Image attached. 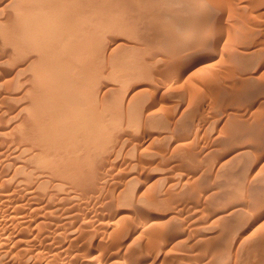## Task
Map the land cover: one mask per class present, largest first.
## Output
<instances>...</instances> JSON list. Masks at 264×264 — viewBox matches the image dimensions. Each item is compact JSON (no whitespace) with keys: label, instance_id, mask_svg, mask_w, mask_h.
Listing matches in <instances>:
<instances>
[{"label":"rangeland","instance_id":"1","mask_svg":"<svg viewBox=\"0 0 264 264\" xmlns=\"http://www.w3.org/2000/svg\"><path fill=\"white\" fill-rule=\"evenodd\" d=\"M7 1L9 2L11 0H0V4H1L0 5L1 6L0 12L1 11L3 12V13H0V18H1L0 20H2V21H0V24H3L2 25L3 27H0V28L5 29V31H8V29H10L9 31H11L12 28L14 27V25L12 26V24H14V23L8 25L7 22L15 21L12 16L16 17L14 12H16L18 9L16 8V6L12 5V4H15V2L12 3V1H16V0H12L11 3H9V6H7V4L5 5V3H8ZM106 1L105 0H100V1L99 0H95V1H93V4H94L93 8L94 9L97 8L98 12L104 10L103 12H106V13L110 12V14H111V15L110 14L102 15V16H104V18H106V16L107 17L110 16L111 23H110L109 20L107 22L105 21L107 18L105 20H101L102 18H100L99 19V23L102 24V23L106 22L107 24L106 23H104V25L97 24L98 26L101 25L102 27L103 26L105 27V24H106L107 29H105V30H107V33L105 31L103 33L97 34V31H95L96 32L95 36L97 35L95 37V39L96 38L98 39L97 41H95L96 42L95 45H97L98 41H101V38H102L103 43L106 44L105 46H104V44H102L100 50L95 49V55L96 56L99 55V54L96 53V51H97L100 54L102 53V55L104 57L103 58L102 55H100V57H102L101 60L99 59L100 57H98V59H95V60L101 61V63L100 62L97 63L95 61L96 68H98V69L100 68L98 65H100L102 67L99 70L97 69L98 70L97 73H96L97 75L95 74V78H96L95 79V85L98 84V85L95 86V89L99 88V90H100L99 91L98 89H96V91H98V92L95 93V94H97L96 95L97 97H95V98H97V100H98V102H97V100H95V102H97L96 106H100V107L95 108L96 109L95 111L99 112V114L100 113L105 114L106 112H108L103 117L112 118L113 120H110V119L108 120V118L107 119L102 118L103 122H105V120H108L105 123H107V122L109 123V121H110V123L113 124V122H115L117 119L119 120L120 123H118V121H116V123L119 124V125L118 126L116 125L117 127L111 128L112 130L110 132V139H113L114 137L119 136V133L124 134L125 138H124L123 135H121V137H118L121 140H119L118 138L117 139L114 138L117 141L116 140H114V142L112 141L110 147L111 148L115 147L116 149L115 148L114 149H108V151H106L104 153V156H103V157L107 158L110 155L108 160L106 159L108 162H112V161L114 162V160L116 159L115 161H117V164H116V162H114V167H116V168L113 167V169H114L113 171H118L119 173L121 171L122 175L116 173L115 176L118 174L117 177H112V178H109V179H108L107 176L104 177L103 175H105V174H104L103 171H106L107 168H109L107 165H105V167H103V170H101V172H103V175H102L103 179L101 178L100 181H99V179L97 180L99 182V183L97 182V186L99 184V187L101 186L100 188H102V189L104 188L103 189L104 193H106V192L108 193V188L105 190V188L107 187L108 184H109L108 187L111 186L110 189L112 188L111 190L115 191V192H113V195L116 193V195L113 196L114 198L111 197L112 194H110L111 196H109L114 201V205L111 206L112 207L111 209L115 210V211H111L110 212V210H111L110 207H108L109 209H106L107 208L106 205L108 203H112L113 202L109 197H107L106 199H103V201H106L109 198V200H111V202L108 201L107 204L105 202L101 203V204H103L105 206L104 207L102 205L104 207V209L101 208L102 206L101 207L97 206L98 203L95 204L98 207V208L97 207L94 208L96 211L94 209H92V210H94L93 213L97 214L95 217H98V218L101 219V220L100 219L98 220V218H95V221L98 220V221H101L100 223L105 222V223H108V224L112 223V221H114L113 222L114 224H112V225L109 224V225H111V229H112V227H114L115 230L118 227H122V225L125 224L124 225L125 227L121 228L122 229L121 230L122 232L120 231L121 236L119 234V236H116V237L117 238L119 237L118 240H119V242L121 244L126 243L129 246V245H131L133 243V246L131 245L129 247H125L123 250H122V248L119 249V252L122 254V259L119 260V261H121V264H123V261L127 258V255L130 253L129 251L131 249L135 250V247L136 248H138V247L139 248H141V247L142 248H146V246L147 247L151 246L153 249H151V250L147 249V251H149L150 253L147 252V251H143L142 252V254H141L142 256H147L148 255V257L145 258V262H146L145 264H149V263H152V264H166V263L167 264H177V262L179 264L180 263H182V264H196L197 261H191V260H195V259H193L194 256L199 252V250H201V248L203 246H205V245H203V244H205V242L207 243L206 246H209L210 244H213L215 240L218 239L217 236H215L216 233H217V235H219V236H221L223 238L225 237L226 240H228L229 244L232 245V247L230 249L231 250L233 249L232 250L233 253L235 252L234 253L235 257H234V259L231 260L232 262L230 264H233V263L234 264H236V263L237 264H253V259L256 256L255 252L260 251V250H264V237H263L264 236V232H263V230H264V228H263L264 227V210H262V209H264V201H263L264 200V179H263L264 178V173H263L264 172V164H262V163H264V150H263L264 149V142H263L264 141V132H263L264 129L261 130V128H263V126H264V0H175V1L174 0H170V1H168V0H165V1H163V0H156V1L152 0L154 2H152L150 0H133V2H132V0H124L123 2H122V0H120L121 2L119 0H110V1L106 0ZM111 1H113L114 3H110ZM142 1H143V3H142ZM190 1H194L195 3H197L199 5L201 4V6H200L201 8H199V9L190 8V6H189L190 5ZM83 2H85V3L87 2V5H89L87 0H85V1L83 0ZM95 2H98V3L100 2V3H103V4L106 2L108 5L105 3V6H104V5L100 4V3L98 4V3H95ZM218 2H219V4H218ZM121 3H123V4H121ZM131 3L132 4L134 3L133 4L134 6L130 5ZM140 3H141V5H140ZM149 3L151 5V7H149L150 6ZM157 3H158L159 7L156 5ZM174 3H176V6H175ZM178 3H179V5H178ZM3 4L6 6L5 9L3 8V6H4ZM10 4L12 5V7H11ZM96 4L99 7H95ZM109 4L112 7H110ZM113 4H118V5H113ZM128 4L130 6H128ZM145 4H147L146 6H148L146 9L144 8V7H146ZM152 4H154V5L152 6ZM215 5H218V8L216 7V9H215L214 8ZM107 6H108V8L105 9V7H107ZM141 6H144L143 9H141ZM102 7H103V9H100ZM109 8H111V9H109ZM113 8L115 10H113ZM148 8H149V10H147ZM7 9H10V10L12 9L13 12L11 10V13H13L14 15H10L11 14L10 10H7ZM121 9H126V10H128V12L126 14H124V11H121ZM129 9L131 11H133V12H130ZM139 9H141L140 12H138ZM173 9H176V10H173ZM166 10H167V12H166ZM195 10H198V11H195ZM111 11L112 12L114 11V12L112 13ZM120 11L122 12L123 15L120 14L121 13ZM159 11H161V12H159ZM164 11H165V13H164ZM176 11H178V13H176ZM136 12L141 13V14H136V15H142V14L145 15V17L144 16H141V17L139 16V18H140L139 22L136 21V17H135L136 16L135 15ZM179 12H181V13H179ZM155 13L156 14L160 13V15L159 14L156 15ZM117 14H120L119 15V17H121L120 19H119ZM131 14H133L132 15L133 17L131 16ZM148 14H149V16H148ZM164 14H165V16H164ZM168 14H170V16ZM125 15H127V16H125ZM7 16H9L12 19L8 18ZM115 16L118 17V18H116ZM150 16H151V18H150ZM167 16H168V18H167ZM215 16H216V18H215ZM127 17L131 19L128 22H131V21L134 22V20H135V25H136V22H137L138 23L137 25L139 26V28H137V32H132V34H130V36H127L128 33H125L124 32L125 30L123 32H120L122 30L117 31V28H118L117 26H119L118 24H120V23H117V22L118 21L124 22V21H126L125 18H127ZM6 18H8V19L4 20ZM128 18H127V20H129ZM145 18H147V19H145ZM148 18H150V19H148ZM159 18L163 22V24H162L161 21L158 20ZM121 20H123V21H121ZM137 20H138V17H137ZM141 20H143V21H141ZM3 21H5V22L7 21L6 22L7 24L5 22L3 23ZM100 21H102V22H100ZM113 21L114 22L117 21V22L114 23ZM128 22H126V23H128ZM126 23L124 22V24H126ZM140 23H141V25H140ZM164 23H166V24H164ZM114 24L116 25L117 28L113 27ZM121 24H123V23H121ZM131 24H132V22H131ZM144 24H146V25H144ZM6 25L8 26L7 29L5 28ZM89 25H91V24H87V25H85V27H88ZM110 25H112V28H111ZM158 25H161V26H158ZM15 27H16V25H15ZM168 27H171L170 29H172V28L173 29L172 30H169V29H165L164 30L165 32H163V33L165 34L166 37L164 36V34L163 35H162V33L160 34V32L162 31L161 30L162 28H168ZM98 28H100V27H98ZM147 28H148V30H147ZM3 29H2V31H4ZM109 29H111L112 33H110ZM183 29H184V31L181 33L180 31H182ZM97 30H99V29H97ZM154 30L158 33V34L156 33L157 35L155 34ZM158 30H159V32H158ZM228 30H229V32H228ZM114 32H115V34H114ZM140 32H142V33H140ZM143 32H144V34H143ZM147 32H149V33H147ZM184 32H186V33H184ZM224 32H228L230 35H227V33H224ZM231 32H232V34H231ZM176 33L177 34L179 33V34L176 35ZM180 33H181V35H180ZM103 34H105V35H103ZM119 34H121L122 36L119 35ZM184 34H185V36H184ZM110 35L111 36L115 35V36L110 37ZM142 35H146V36L148 35V36H151V37H146V36L141 37ZM155 35L158 36V37L155 38ZM160 35H162V36H160ZM173 35H175V38H177L176 39L177 41L175 40ZM104 36H105V38H104ZM133 36H135V37H133ZM186 36H188V37L186 38ZM1 37H3V38H1ZM138 37H140V38H138ZM196 37H198V38H196ZM225 37L227 38L226 39L227 41H225V43H224L223 41L225 40ZM235 37H237V38H235ZM0 38L1 39H5L4 41L0 39L1 41H3V43H1L2 46L0 45V55H2V57L5 58L6 61L8 60L7 62L10 61V63H11L12 56H11V58H9L11 60H9L7 58L9 57L10 53L12 55H14V54L17 55V51H15L16 48H13L14 45H12V43H13L12 42L11 45H9L7 47V48L12 47L11 48V49H13L12 52H11L10 48H9V51H7L6 46H4L5 43H6V45L9 44V43L6 42L7 41L6 40L7 37L5 38L4 36H0ZM132 38H134V39L132 40ZM151 38H152V41H155V42L150 41ZM214 38H216L215 45L213 44V46H210V45L209 46H207V45L204 46L202 44L204 41L208 42V41H210V40H212ZM154 39H156V40H154ZM235 39H236L237 42H235ZM129 40H130V42H129ZM162 40H164L165 42L164 41L162 42ZM168 40H170V41H168ZM200 40H201V42H200ZM9 41H11V39H9ZM117 41H118V43H120V42L127 43V44L130 43V45L134 47V48H131L132 51L128 50V51L131 52L130 55L129 54L128 55L124 54L125 55L124 56L123 54H121L120 56L123 55L124 57L122 56V58L120 57L119 59L114 57L116 53L112 54L111 53V51H112L111 48H113L112 46L116 45ZM142 41L143 42L145 41V43H143ZM175 41H176V43H175ZM179 41H180L181 44L179 43ZM148 42H150V43H148ZM84 43H86V41ZM99 43L101 44V42H99ZM137 43H139V44H137ZM152 43H155V45L152 44ZM158 43H159V46H158ZM163 43H166V44H163ZM143 44L144 45L146 44L147 46L146 45L144 46ZM135 45H137L138 47L135 46ZM163 45L165 46V48H164ZM170 45H171V49L167 48V46L170 47ZM187 45H188V47H187ZM231 45H233V46H231ZM140 46H142L143 48H141ZM190 46L195 47V48H192ZM197 46H199V47H197ZM3 47H5V51H7L8 54H6L7 52H3L4 51ZM98 47H100V46H98ZM98 47L95 46V48H98ZM158 47H160V48H158ZM230 47H232V49ZM187 48H190V49L187 50ZM150 50H152V51H150ZM14 51L16 53H13ZM99 51H101V52H99ZM145 51L147 53H145ZM165 51H167V53ZM199 51H200L201 54H199ZM241 51L242 52H246V53L241 54L242 53ZM1 52L4 53L6 56L8 55L7 58ZM153 52H154V54H153ZM174 52H176V53H174ZM234 52H236V54ZM171 53H173V54H171ZM184 53H186V54H184ZM187 53H188V55H187ZM192 53H194V54H192ZM119 54L120 53L118 52V55ZM181 54H183V55H181ZM111 55H112V57H111ZM146 55H148V57ZM152 55H155V56H152ZM108 56L110 58H108ZM126 56L127 57L130 56V58L127 59ZM237 56H238V59H237ZM240 56H241V58H239ZM244 57H245V59H244ZM3 58L0 61H2ZM107 58L111 61V63L113 65L109 64V66H107L108 65L107 62L110 63V61ZM134 58H136V59H134ZM242 58H243V61H242ZM116 59L118 61L121 59L120 61H122V62L120 63V61H119V63H117L118 61ZM122 59H124V60H122ZM139 59H141V61ZM150 59H151V62H150ZM5 60L3 61L4 65H1L3 62H1V64H0V71L3 70V71L0 72V82H2V83H0V95L3 96V97L0 96V98H2L0 100H3L5 95H8L9 97L5 100V102L4 101L0 102V113L3 110H6V108H9V106H11V105H12L11 107L15 108V107L21 106L20 104L26 103V101H23L22 103H19L18 105L15 104L14 102H16V101L14 99H16L17 96L16 97H14V96L17 95V94H20L21 92H24L27 89H29L28 87L31 88V86L28 85L27 84L28 82L26 83L25 80H28L29 77L31 78L33 76V73H31L32 76H29V77L26 76L27 77L26 78L24 76L28 75L30 73H26V74L25 73L19 74L20 72L18 74L14 73L15 72L14 68H16L15 66H13V68L11 69L12 72H13L12 75L14 74V76L9 75V73H5L6 71L10 70V68H9L8 70L5 71V69L10 67L9 64H8L9 66L7 67V65L5 64L7 62ZM127 60H129V61H127ZM143 60H144V62H143ZM163 61L166 62V63H164ZM125 62H127V63H125ZM167 62H168V64H167ZM114 63H116V64H114ZM122 63H123L124 66H126V68L122 67L123 66ZM158 64H160V65H158ZM169 64H170V66H169ZM148 65H151V66H148ZM103 66H105V67H103ZM114 66L116 68H114ZM118 66H120V67L118 68ZM131 66L132 67L134 66L135 68L134 67L132 68ZM159 66H161V67H159ZM173 66H175L174 70L172 71L171 74H168V71L170 69H172ZM226 66H227V68H233V69H227ZM136 67H137V69H136ZM237 67H238V69H237ZM2 68H4V69H2ZM153 68L156 69V70H154ZM120 69H122L121 72L119 71ZM11 70L9 72H11ZM107 70L108 71L110 70L109 72H111L113 74L107 72ZM116 72L119 73L120 76L122 75V77L117 76L118 74H116ZM143 72H144L145 75H143ZM230 72L234 73V75H232V73H230ZM153 73H155V74H153ZM180 73H182V74H180ZM19 75H23L24 79H22L21 76H19ZM130 75H133V76H130ZM175 75H177V76L175 77ZM8 76L10 78L11 77H16L15 79L11 78V80H13V82H14L13 84L11 83V80H10V78ZM17 76H19V77L17 78ZM114 76H117L119 78H114ZM135 76H137V77H135ZM238 76H239V78H238ZM206 77H209L208 78V82L205 79ZM33 78H35V77H33ZM107 78H109L108 79L109 82L107 81ZM136 78H138V79L136 80ZM140 78H142V79H140ZM215 78H217V79L215 80ZM4 79L7 80V81L10 80V82L8 81L7 83H5L6 81ZM17 79H18V82H20L21 80H24V82H23L24 85H23V83L21 81L20 82L21 85H19V87H21L23 85V86H25V88L21 87L20 90H18L17 88H14V89H16V91L18 90L16 92L14 89L11 90L12 87H10L9 83H11V85L13 87H16V85L19 84L16 81ZM115 79L118 80V82L114 81ZM132 79H134V80H132ZM119 80H122V81H119ZM212 80H214V82ZM217 80H221V81H217ZM238 80H240V81H238ZM250 80H252V81H250ZM125 81H127L126 83H128V84H126ZM204 81H206V82H204ZM234 81H236V82H234ZM249 81H250V84H249ZM15 82H17V84H15ZM97 82H99V83H97ZM101 82H102V84H101ZM25 83L28 85L27 89H26L27 85ZM153 83H155V84L153 85ZM218 83L222 84V85H219ZM236 83H238V84H236ZM2 84H3V86H2ZM6 84L9 85V88H10L9 90H11L12 92L14 91L13 95L11 94L12 93L11 91H10L11 93L10 92L7 93V91L4 92V90H6L4 88L7 87ZM29 84H32V82L31 83L29 82ZM246 85H248V86L251 85L252 87L251 86L247 87ZM121 86H123L125 90L122 89ZM223 86H225V87L228 86V87H226L227 88L226 89ZM208 87H210V88H208ZM232 87H233V90H232ZM105 88H107V89H105ZM215 88L216 89L220 88V89L216 90ZM222 88L225 89V90H223L225 93H222L223 92V91H221ZM152 89H155V90L152 91ZM21 90H23V91H21ZM119 91H121V92H119ZM142 91H145V92H142ZM207 91H209V92H207ZM216 91H218L219 93L216 92ZM2 92H4V93H2ZM18 92H20V93H18ZM109 92H114L115 95H112L113 93H111V97H110V93ZM210 92L214 93L213 95L216 94V96H213L212 93H211V96H210V94H209ZM239 92H241V93H239ZM116 93L117 94L119 93L120 95L123 94L122 95L123 98H122V96H118ZM135 93H137L138 95H135ZM124 94H125V96H124ZM217 94H219V95H217ZM226 94H228V95H226ZM237 94H238V96L240 98L237 96ZM132 95H134L136 97H133ZM140 95L143 98H140L141 97ZM220 95H221V97H219ZM256 95H257V97H256ZM114 96H118V97L115 98ZM137 96H139L140 99L137 98ZM224 96H226V97H224ZM232 96H233L234 99H232ZM234 96H236V97H234ZM12 97H14V98H12ZM243 97L246 98V99H242ZM9 98L11 99L10 100L11 102L9 101V103L13 102L11 105L10 104L7 105L8 102H6V101H8ZM101 98H102V100H101ZM105 98H106V100H105ZM222 98H224V99H222ZM248 98H249V100H248ZM111 99H114V100H111ZM235 99H237V100H235ZM251 99H254V100H251ZM16 100H18V99H16ZM25 100H26V98H25ZM27 100L29 101V99H27ZM108 100H111V101H108ZM217 100H219V101H217ZM238 100L239 101L244 100V101L243 102H239ZM246 100H248V101H246ZM18 101H21V100H18ZM115 101H117L119 103H115L114 104ZM139 101H142L143 103L139 102ZM228 101H230V102L233 101V102L227 103ZM112 102H113V104H112ZM101 104H103V106ZM109 104H110V106H108ZM111 104H112V106L113 105L114 106L112 107ZM117 104H118L117 107H119L122 104L121 105V107H122L121 108V112H120L119 108H115ZM15 105H17V106H15ZM128 105L131 106V107H128ZM136 105H139V106H136ZM160 105L162 107H160ZM225 105H227L228 107L225 106ZM140 106H141L142 110L141 109L139 110ZM219 106H221V108ZM101 107H103V108H101ZM106 107H111L112 110L109 111V109H107ZM163 107H164V109H163ZM3 108H5V109H3ZM98 108H99L100 111H102V109H103V111L102 112L98 111ZM105 108H106V110H105ZM136 108H137V110H136ZM157 108L162 109V111L161 110L159 111L160 114H159L158 111H156V110H159ZM115 109L118 110V111H115ZM152 109H155V110L153 111ZM181 110H183V111H181ZM229 110L231 112L233 111V113H231ZM104 111H106V112H104ZM113 111L115 113L118 112L117 114H119V115L114 114ZM122 111H123V113H122ZM133 111L136 112V113H134ZM164 111H166V112H164ZM145 112L146 113L149 112L150 114H148V113H147L148 115L144 114ZM24 113H25V114H23L24 117H29L28 116V112H24ZM110 113H112V115H114V116L111 115L112 117H109ZM120 113H122V114H120ZM128 113H130V115ZM151 113L153 115H151ZM165 113H166V115H162V114H165ZM228 114H230L229 117L227 116ZM128 115H129L130 119L128 118ZM138 115H140V118H138L139 117ZM158 115H162V116L158 117ZM172 115H174V116H172ZM100 116L102 117L101 114H100ZM116 116H117V119L114 118ZM148 116H149V118H148ZM153 116H155V117H153ZM30 117H31V115H30ZM30 117H29V119H30ZM135 117H136V119H138L137 121L135 119H132V118H135ZM161 117H163V118H161ZM241 117H243V118H241ZM255 118H258V119H255ZM122 119H124V120H122ZM146 119H148L149 121L146 120ZM250 120L251 121L255 120V121L254 122H250ZM256 120H257V122H256ZM132 121H134V122H132ZM176 121H178V122H176ZM122 123H123V127H126V128L122 127ZM129 123H131L132 125L131 124L129 125ZM136 124H139L138 127L136 126ZM143 124H144V126H143ZM151 124H154V125H152V127H151ZM245 124L247 126H245ZM253 124H256V126L253 125ZM120 126L122 127V129L120 128V130H119L118 127H120ZM242 126H245L246 128L242 127ZM145 127H146V129H145ZM249 127H250V129H253V130L251 131L250 129H248ZM158 128L160 130H158ZM165 128H167V129H165ZM240 128H242V129H240ZM114 129L115 130L118 129V131L117 130L115 131ZM163 129H165V130H163ZM183 129H185V130L183 131ZM231 129H233V130H231ZM130 130H133V132H131ZM230 130L233 131L236 134H234L233 132L231 133ZM236 130H238L240 132H238ZM254 130H256V132ZM114 131L116 133H112ZM135 131H137V132H135ZM227 131H229V132H227ZM261 132L263 133V135L261 134ZM250 133L254 134V136L251 135ZM256 133L258 134V136L255 135ZM164 134H166V135H164ZM172 134H174V135H172ZM230 134H232V135H230ZM239 134H240V137L238 136ZM160 135H162V136H160ZM146 136H148V137H146ZM159 136L162 137V138H160ZM259 136H263V137H259ZM225 137H226V139H224ZM255 138H257V139H255ZM130 139H131V141H130ZM122 140H124L123 142L126 143V144H125L124 147H119L121 145H124ZM163 140H164V142H163ZM261 140H263V141H261ZM125 141H128V142H125ZM135 141H137V142H135ZM230 141H232V142H230ZM259 141H261V142H259ZM115 143H117L119 146L116 145ZM155 143L156 144L158 143V144L156 145ZM161 143H162V145H161ZM112 144H114L113 147H112ZM149 144L153 145V146H150ZM184 144H187V146H185ZM128 146H130V147H128ZM141 146H145L146 148H148V150L144 149V147H141ZM183 146H185V147H183ZM156 147L159 150H161V151L156 152V151H158V149ZM176 147L179 148V149H177ZM119 148H123V149H119ZM118 149L120 151H117ZM165 149H167L168 151L165 150ZM98 150L99 149L95 150L96 151L95 153H97ZM110 150H113V151H111L112 154L108 153ZM132 150H135V151H132ZM147 151L148 152L151 151L152 153H146ZM172 151H174V152H172ZM182 151H185V152H182ZM118 152L121 153V155L118 154ZM153 152H154V154H153ZM236 152L238 154H236ZM107 153H108V155H107ZM131 153L133 155H131ZM142 153H144V155H146L144 158H140L141 156L142 157L144 156ZM159 153L161 155L162 154L163 155L161 156ZM105 154L107 155V157H106ZM149 154H152V155H149ZM232 154H233V156H232ZM96 155H95V157L97 158L98 157V153ZM113 155H115V156H113ZM222 155H224V156H222ZM117 156H118V158L120 157L118 160H117V158H115ZM150 156L152 158H154V159H152ZM164 157H166L167 159L164 158ZM194 157L196 159H194ZM186 158H188V159H186ZM225 158H227L228 161H226L227 159L225 160ZM230 158H231V161H229ZM143 159L145 160L144 163L141 162V161H143ZM158 159H160V160H158ZM150 161H152L151 165H149ZM139 162H141V163H139ZM153 162H154V165H153ZM221 162L224 163L225 166L220 164ZM251 162H252V164H251ZM146 163H148V164H146ZM225 163L226 164L228 163V164L226 165ZM254 164H256V165L254 166ZM120 165H122V166H120ZM145 165L148 166V167H145ZM155 165H157V166H155ZM158 165H159V167H158ZM212 165H214V166H212ZM242 165H244V166H242ZM221 166H224V167H221ZM120 167H121V169H120ZM210 167H212V168H210ZM245 167H246V169H245ZM141 168H142V171H141ZM119 169H120V171H119ZM156 169H158V170H156ZM209 170H211V171H209ZM126 171H127L128 174L126 173ZM167 171H169V172H167ZM216 171H218V172H216ZM243 171H246L247 173L243 172ZM183 173H185V174H183ZM254 173H255V175H254ZM221 174H222L223 177L221 176ZM244 174H246V177H245ZM131 175L132 176H136L134 181L132 180L133 178L131 179L133 181V182L132 181L130 182L131 184L130 183L127 184L125 182L126 179L122 180L124 178V176L127 177V179L130 180L129 176L131 177ZM187 175H189V176H187ZM241 175H243L245 177V179ZM158 176H159V178H158ZM260 176L262 178H260ZM156 177L158 179H160V180L162 179L163 181L162 180L158 181V179H155ZM256 177L258 179H256ZM1 178H4V177H1ZM105 178L108 181L105 180ZM193 178H195V179H193ZM196 178H197V181H196ZM152 180H154V181H152ZM187 180L190 181V182H188ZM192 180L194 181L193 183H192ZM114 181L117 182L118 184H116ZM180 181H181V183H180ZM121 182L122 183L125 182V184H127V185H125L124 183L122 184ZM159 182H160V184H159ZM227 182H229V183L227 184ZM235 182H236V184H234ZM259 182H260V184H259ZM154 183L156 184V186H154L155 185ZM183 183H186V184L182 185ZM188 183L193 184L194 186H191ZM114 184L116 185L115 186V190H113L114 187H112V186H114ZM119 184H121L123 186L125 185L128 188H126L125 186L122 187L120 185L119 187L122 188L120 190V189H118L119 187L117 188V186ZM133 184H135V186H131ZM169 184H171V185H169ZM255 184H257V185H255ZM5 185H6V187L8 185H10V187H12V184H5ZM102 185H104L105 187L104 186L102 187ZM221 185H223V187ZM129 186H130V189H129ZM149 186H151V187H149ZM185 186H186V188H184ZM188 186H191V187H189L190 189L188 188ZM169 187H171V188H169ZM180 187H181V189L182 188L183 189L179 190ZM219 187H222V188L219 189ZM258 187H261V189L258 188ZM125 188H126V190H123ZM143 188L144 189L147 188V191H145L146 189L144 190ZM148 188H150L151 191L154 189L153 192H155V193H153V192L150 193V191H149L150 189H148ZM199 188H200V190H199ZM223 188H226V189L224 190ZM250 188H252V189H250ZM134 189L136 190V193H135ZM172 189H174V190H172ZM192 189H193V191H192ZM227 189H228V192L225 193L224 191H227ZM111 190H109L110 191L109 193L112 192ZM117 190H118V193L121 191L119 194L122 193L121 196H123V198L121 196H119V197L117 196ZM244 190H246V191H244ZM129 191H132V192H129ZM157 191H159V192H157ZM170 191L172 193H170ZM186 192H189V194L186 193ZM242 192L244 193V195H243ZM245 192H247V193H245ZM252 192H255V193H252ZM140 193L142 194V196H141ZM147 193H149V194H147ZM191 193H193V195ZM235 193H236V196H235ZM17 194H20L19 196L24 195L23 193H17ZM129 194H131V196H129ZM258 194L260 196H258ZM143 195H145V196H143ZM172 195H174L176 198L174 196H172ZM180 195L183 198H181ZM191 195L194 196V197H192ZM198 195H199V197H197ZM246 196H249L248 197L249 200L247 199ZM252 196H254L257 200L254 197H252ZM130 197L132 198L131 200H133V205L128 206V208L126 206H124L123 209L122 208L119 209L118 207L120 205H122V204L121 203H120V205L115 204L116 202L118 203L121 200H123L122 203L126 202V200H130ZM163 197H165V198H163ZM258 197H260V199H258ZM24 198L25 197L23 196V197H21L19 199L20 200V201H18L19 203H21V204L24 203L23 205L19 204V206H21L22 208H28V205H25V204L28 203V201L21 200V199H24ZM116 198H117V200H115ZM136 198H138V199H136ZM161 198H163V199H161ZM173 198H175V199H173ZM225 198H227V199H225ZM252 198H254L255 200L252 199ZM140 199H142V200H140ZM175 200L177 202L178 201L179 202L177 203ZM235 200H237V201L235 202ZM260 200H262L260 204L256 203L257 201L260 202ZM24 201H26V202H24ZM253 201L255 202V204H254ZM100 202H102V201H100ZM137 202H138V204H137ZM183 202H184V204H183ZM230 203H232V204H230ZM233 203H235V204H233ZM246 203H248V204H246ZM249 203H252V204H249ZM101 204L99 203V205H101ZM135 204H137V205L135 206ZM223 204H225V205H223ZM116 205H117V207H115ZM151 206H152V208H151ZM1 207H2V205H0V208ZM120 207H122V206H120ZM145 207H147V208H145ZM255 207H256V209H253ZM8 208H9L8 206L6 207L4 205L2 207V209H0V216L2 214L6 213L5 211ZM99 208H101V209H99ZM136 208L139 209V210H137ZM179 208H182V209H179ZM196 208H197V210H195L196 212L192 211L193 209H196ZM257 208H258L259 211L257 210ZM219 209H221V210H219ZM249 209H251L250 210L251 212L253 210L254 211L253 213L255 215H253L249 211ZM28 210L31 212L30 209H28ZM92 210H91V212H92ZM120 210H122V211H120ZM236 210H238V211H236ZM97 211H99V212H97ZM123 211H126L127 213H125V214L130 216V218H127L128 216L124 215V213H122ZM181 211H183V212H181ZM104 212H106V213H104ZM148 212L156 213L158 215L157 216L158 217V219H157L158 222L164 221L165 218L170 220L169 221L170 224L168 225V227L170 228V230L172 232L171 231H169L170 233L168 232L170 234L168 236V238L166 237L165 239H163V238H159L158 239L159 235H157V234L160 233L159 231L161 229L160 228H158V230L154 229V228H157L158 225H157V227H155V226L153 227L152 226L153 228H150V229H149V227L145 228L146 230L143 228L144 226L147 227L146 223L145 222H144L145 224L143 223V219H144L145 215ZM100 213H102V214H100ZM107 213L112 214V215H109ZM144 213H146V214H144ZM228 213H229V215H228ZM143 215H144V217H143ZM121 216L123 218V221H121V224H119L120 222H118L117 220H119L118 218L119 217L121 218ZM123 216L124 217L126 216V217L124 218ZM133 216H134V218H133ZM169 216H172V217H169ZM175 217H177V218H175ZM248 217H251L250 221H249ZM139 218H141V219H139ZM125 219L126 220L128 219L127 220L128 222H126ZM182 219H184V221ZM102 220H104V221H102ZM120 220H122V219H120ZM261 220H262V222H261ZM180 221H183V222H181L182 224L180 223ZM136 222H137V224H136ZM96 223L97 222H95V224ZM176 223H179V225L176 224ZM258 223L261 224L262 227ZM115 224H118V227H116L117 225L114 226ZM180 224H181V226H180ZM97 225H99V223ZM130 225H131V227H130ZM177 225H178V227H177ZM96 226H95L96 230L101 228L99 226H97V227ZM134 226L138 227L135 232L133 231L134 230ZM173 226H175V227L173 228ZM210 228H211V230H210ZM258 228H260V229L262 228L263 230L261 229L262 230L261 231ZM111 229L104 236V240L105 241H103V242H105V243L103 244V248H107L105 246L106 245L110 246L111 242H113L112 240L110 241V239H108L112 235V234L110 235L109 232H113V231H111ZM114 229H112V230H114ZM172 229H175V230H172ZM147 230L148 231L151 230V231L148 232ZM155 230H157V231H155ZM177 230H178V232H177ZM67 231L64 232V233L65 234L68 233V235H69L70 234L69 233L70 232V228ZM124 231H128V232H124ZM145 231H147V232H145ZM161 231H162V233L164 232L163 230H161ZM187 231L190 232V234ZM50 232L52 234H55L54 232H52V230H50ZM153 232H155V235L153 234ZM254 232H255V234H254ZM64 233H63V235H60L61 237H58V236L57 237L61 238L63 240L64 239L63 237L68 236V235H65ZM137 233H139V234L137 235ZM145 233L147 235H145ZM162 233H161V235L164 234V233L163 234ZM52 234H51V236H49L48 240L52 239L53 236H56V235L52 236ZM210 234L214 235V236H211ZM107 236H109V237L107 238ZM122 236H124V237H122ZM134 236L136 238H134ZM184 236H185V238H184ZM204 236H205V238H203ZM57 237H53V238L58 239ZM213 237H216V238L213 239ZM247 237H248V239H247ZM105 238H107V239H105ZM148 239H150V240H148ZM250 239H251V241H250ZM183 240H185V241H183ZM194 240H196V241H194ZM202 240H204L205 242L202 241ZM53 241H55V240H53ZM129 241H132V242H129ZM133 241H135V242H133ZM137 241H140V242H137ZM175 241H177L176 244H175ZM157 242H159L161 244H159ZM193 242H196V243L194 244ZM239 243H241V245ZM243 243H246L247 245H245ZM149 244H151V245H149ZM192 244H194L196 246L199 245V246H197L195 248V246L192 245ZM200 244H201V246H200ZM157 245H158V247H157ZM173 245H175V246H173ZM191 245H192V247H191ZM247 247H249V248H247ZM171 249H173V250H171ZM197 249H198V251H196ZM204 249H205V247H204ZM113 250H115V249L111 250L109 248L107 251L111 252ZM126 250L129 253L126 252ZM184 250H186V251H184ZM187 250H189V251H187ZM202 250H203V248H202ZM237 250H238V253H237ZM160 251H162V252H160ZM172 251H174V254H171V253H173ZM178 251H180V253ZM146 252H147V254H145ZM182 252L184 254H182ZM249 252H253V254L249 253ZM45 254H47V255H45V257H44V254L41 257V260L44 259V260H42L43 264L45 262H46V264H58V263H60V264H86V263H83L81 261V257H77L78 259H76V258H71L70 259L69 258L67 260V258H65L64 255H62L63 253H59L58 254L57 251L53 252V250H51V249L48 250ZM52 254L53 255L56 254L55 257ZM154 254H155L156 258L154 257ZM165 254H167V255H165ZM191 254H194V255H192V258L189 257V255H191ZM162 257H165V258L163 259ZM171 257H173V258H171ZM55 258H56L57 261L55 260ZM175 258L178 259V261H176ZM58 259H60V260H58ZM20 260H21V258H20ZM22 261H25V260H21L20 264H25ZM95 261H97V260H95ZM17 262H18V260L16 261V264H18ZM61 262H63V263H61ZM125 262L126 263H124V264L129 263L127 261H125ZM91 264H96V262L95 263H91ZM197 264H201V263L198 262ZM259 264H262V262L259 263Z\"/></svg>","mask_w":264,"mask_h":264},{"label":"bare ground","instance_id":"2","mask_svg":"<svg viewBox=\"0 0 264 264\" xmlns=\"http://www.w3.org/2000/svg\"><path fill=\"white\" fill-rule=\"evenodd\" d=\"M12 1V0H11ZM11 1H7L8 3H5V5L7 4V6H9V3H11ZM17 1V0H16ZM16 1H12L15 2V4H12L14 6H16V8L18 9L15 13L16 17L12 16L14 18L15 21H9L7 22L8 25L12 24V26L14 25V27L12 28L11 31H9L10 29H8V31H5V29L3 28H0V36H4L6 38V42L9 43L8 45H5L6 48L11 45H14L13 48H16L15 51H17V55H12L10 53L9 57L7 58V56L4 54V56H6L7 59L11 58L12 56V60H11V63L10 61L7 62L5 60V58L2 57V55H0V60L3 58L2 61H0V64L1 62H3L4 60L7 62L5 63L7 65V67L10 65V67H6L8 70L10 68V70L13 68V66H15L16 68L15 69V72L14 73H19V74H23V73H30L28 75H25L24 77H29V76H32L31 73H33V76L28 80H25V82L31 86L28 87V85L26 86V89L27 87L29 89L25 90L24 92H21L23 90H21L20 94H17L15 95L14 97H16V99L18 100H21V101H18L16 99H14L16 102H14L15 104H19V103H22L23 101H26V103H23V104H20L21 106L19 107H11L12 103H9V101L11 100L10 98L8 99V104L7 105H11L9 106V108H6V110H3L1 113H0V205H2V207L5 205L6 207L8 206L9 208L5 211L6 213L2 214L0 216V264H16V261L18 260V264H20V261L21 260H25V261H22L24 262L25 264H43L42 259L41 260V257L42 255L44 254V257L45 254L48 250H53L54 251H57L58 254L59 253H63L62 255H64L65 258H67V260L70 258H76L78 259L77 257H81V261L83 263H86V264H91V263H95L96 264H121V261H119L120 259H122V254L119 252V249L122 248V250L125 248V247H129V246H133V243L131 245H127L126 243L124 244H121L118 240V238L116 236H119L120 234V231L122 230L121 228L122 227H125L123 224L122 227H118V224H115L114 226L118 227L116 230L114 229V227H112V230L111 229V225L114 224L112 221V223H109L111 225H109L108 223H100L101 221H98L100 218L98 217H95L97 214L93 213V211L95 210L94 208L99 206L101 207L103 204V202H105L106 204L109 202H111L112 198H114L113 196L116 195V193L113 195V192L115 191H112L110 189L111 186L105 188V190L108 188V193H104L103 189L99 187V184L97 186V180L102 178V175H103V172L105 175H103L104 177L107 176L108 179L109 178H112V177H117L118 174L122 175L120 169V173L118 171H113V167H114V162H116L117 164V161L114 160V162H108V158L109 156L107 157L108 153H111V151L113 150H110L106 157H103L104 156V153L106 151H108V149H114L115 147H113L114 144H112V147H110L112 141L114 142V140H116L118 137H121V135L124 136V134H121L119 133V136L117 137H114L116 139H110V132H111V128H114V127H117L119 124L116 123V121L119 122V120L117 119V116L114 117L116 118L117 120L115 122L109 123H105L106 121H108L109 119L110 120H113L112 118H108V120H105V122H103L102 118H105L107 119L106 117H103L105 116V114L103 113H100L102 115V117L100 116L99 112L95 111L97 107H100V106H96L97 105V97L95 93H97L98 91H96V89L99 90V88H96L95 89V86L98 85L96 84L95 85V74L97 73V71L102 68L100 65H98L100 68H96L95 66V61L97 63H101V61L99 60H95V59H98V57H100V55H102V53H98L96 51L97 54H99L98 56L95 55V49H98L100 50L101 48V45L104 44V46L106 45L105 43H103L102 41V38H101V41H98L97 45L95 41H97L98 39L95 37V31H97V34H100V33H103L106 31L107 33V26H106V22L109 20L110 23H111V20H110V16H106V18H104V16L102 15H108L110 14L109 13H106V12H103L104 10L102 11H99L96 9H94V4H93V1L95 0H87L88 1V4L87 5V2H83V0H18L17 2ZM85 1V0H84ZM100 1V0H99ZM106 1V0H105ZM110 1V0H108ZM120 1V0H119ZM124 0H122L123 2ZM152 1V0H150ZM156 1V0H155ZM165 1V0H163ZM170 1V0H168ZM175 1V0H174ZM107 2V1H106ZM105 2V3H106ZM121 2V1H120ZM133 2V0H132ZM154 2V1H152ZM151 2V3H152ZM256 2V1H255ZM95 3H98V2H95ZM100 3V2H99ZM98 3V4H99ZM105 3H100L102 5L105 6ZM108 3V2H107ZM106 3V4H107ZM110 3H114L113 1H111ZM116 3V2H115ZM130 3V2H129ZM143 3V1H142ZM146 3V2H145ZM221 3V2H220ZM123 4V3H121ZM134 4V3H133ZM132 3L130 5L134 6ZM148 4V3H147ZM145 4V6L147 5ZM161 4V3H160ZM165 4V3H164ZM168 4V3H167ZM175 6H176V3H174ZM219 4V2H218ZM1 5V4H0ZM4 5V4H3ZM3 6V8L5 9L6 6ZM11 5V4H10ZM11 5V7H12ZM108 5V4H107ZM112 5V4H111ZM113 5H118V4H113ZM128 4V6H130ZM141 5V3H140ZM139 5V6H140ZM150 5V3H149ZM154 4H152L153 6ZM158 6V3L156 4ZM155 5V6H156ZM170 5V4H169ZM179 5V3H178ZM199 4L195 3L194 1H190V8L192 9H199L201 8V4L198 6ZM110 6V4H109ZM122 6V5H121ZM171 6V5H170ZM174 6V7H175ZM204 6V5H203ZM95 7H99L96 6ZM112 7V6H110ZM120 7V6H119ZM123 7V6H122ZM127 7V6H126ZM144 6H141V9H143ZM148 6L144 7L145 9L147 8ZM151 7V5L149 6ZM159 7V6H158ZM166 7V6H165ZM216 7L218 8V5H215V9ZM2 8V9H3ZM108 8L105 7V9ZM125 8V7H124ZM128 8V7H127ZM156 8V7H155ZM168 8V7H167ZM172 8V7H171ZM180 8V7H179ZM100 9H103L100 8ZM111 9V8H109ZM131 9V8H130ZM129 9V10H130ZM135 9V8H134ZM141 9H139L138 12L141 11ZM151 9V8H150ZM162 9V8H161ZM183 9V8H182ZM181 9V10H182ZM0 10H1V6H0ZM7 10H10V9H7ZM12 10V9H11ZM11 10H10V13H11ZM96 10V11H95ZM113 10H115L113 8ZM126 9H121V11H124V14H126L128 12V10ZM149 10V8L147 9ZM153 10V9H152ZM158 10V9H157ZM173 10H176V9H173ZM4 11V10H3ZM107 11V10H106ZM109 11V10H108ZM119 11V10H118ZM117 11V12H118ZM120 11V12H121ZM162 11V10H161ZM159 11V12H161ZM180 11V10H179ZM183 11V10H182ZM195 11H198V10H195ZM7 12V11H6ZM13 12V10H12ZM112 12V11H111ZM114 12V11H113ZM112 12V13H113ZM130 12H133L130 10ZM136 12V14H141V13H138ZM157 12V11H156ZM167 12V10H166ZM169 12V11H168ZM171 12V11H170ZM186 12V11H185ZM0 13H3L2 11ZM165 13V11H164ZM176 13H178V11H176ZM181 13V12H179ZM122 14V12L120 13ZM120 14H117L118 17ZM130 14V13H129ZM156 14V13H155ZM160 15V13H157L156 15ZM6 15V14H5ZM10 15H14L13 13H11ZM111 15V14H110ZM123 15V14H122ZM133 14H131L132 16ZM170 16V14H168ZM225 15V14H224ZM223 15V16H224ZM102 16V17H101ZM114 16V15H113ZM127 16V15H125ZM124 16V17H125ZM139 16H144L145 15H136V21L139 22L140 18ZM149 16V14H148ZM154 16V15H153ZM165 16V14H164ZM2 17V16H1ZM8 18H10L9 16H7ZM116 17V16H115ZM116 17V18H118ZM129 17V16H128ZM127 17V18H128ZM133 17V16H132ZM134 17V18H135ZM137 17H138V20H137ZM189 17V16H188ZM227 17V16H226ZM5 18V17H4ZM8 18L4 19V20H7ZM102 18L101 20H105L106 23L105 24V27L101 26V25H104V23H99V19ZM121 17H119L120 19ZM127 18H125L126 21H124L125 23L130 21L131 19L128 18L129 20H127ZM133 18V19H134ZM151 18V16H150ZM148 18V19H150ZM168 18V16H167ZM174 18V17H173ZM216 18V16H215ZM218 18V17H217ZM1 19V18H0ZM12 19V18H10ZM9 19V20H10ZM118 19V20H119ZM143 19V18H142ZM147 19V18H145ZM154 19V18H153ZM196 19V18H195ZM201 19V18H200ZM226 19V18H225ZM116 20V19H115ZM159 21L160 18L158 19ZM227 20V19H226ZM2 21V20H0ZM123 21V20H121ZM143 21V20H141ZM148 21V20H147ZM5 21H3L4 23ZM5 22V23H6ZM102 22V21H100ZM114 22V21H113ZM117 22V21H115ZM114 22V23H115ZM124 22H120L118 21L117 23H123V24H118L119 26L116 27V25L114 24L113 27H116L117 28V31L119 30H122L120 32H124L125 33H128L127 36H130V34H132V32H137V28H139V26L137 25L138 23L136 22V25H135V20L134 22H128L126 24H124ZM149 22V21H148ZM147 22V23H148ZM162 22V21H161ZM171 22V21H170ZM6 23V24H7ZM109 23V22H108ZM116 23V24H117ZM157 23V22H156ZM173 23V22H172ZM217 23V22H216ZM87 24H91L89 25L88 27H85V25ZM97 24H101L100 26H98ZM163 24V22H162ZM166 24V23H164ZM185 24V23H184ZM1 26L0 27H3L2 25L3 24H0ZM16 25V27H15ZM109 25V24H108ZM133 25V26H132ZM141 25V23H140ZM146 25V24H144ZM149 25V24H148ZM171 25V24H170ZM181 25V24H180ZM229 25V24H228ZM227 25V26H228ZM85 28H84V27ZM95 26V27H94ZM111 28H112V25H110ZM109 26V27H110ZM158 26H161V25H158ZM182 26V25H181ZM10 27V26H9ZM100 27V28H98ZM164 27V26H163ZM172 27V26H171ZM171 27H168V28H162L160 31V34L162 33V35L164 34L163 32H165L164 30L165 29H169V30H172L170 29ZM5 28L7 29L8 26L6 25ZM142 28V27H141ZM152 28V27H151ZM230 28V27H229ZM2 29L4 31H2ZM96 29V30H95ZM99 29V30H97ZM114 29V28H113ZM150 29V28H149ZM213 29V28H212ZM219 29V28H218ZM110 30V33L111 32V29ZM136 30V31H135ZM139 30V29H138ZM148 30V28H147ZM152 30V29H151ZM156 30V29H155ZM154 30V31H155ZM188 30V29H187ZM144 31V30H143ZM184 31V29L182 31H180L181 33ZM131 32V33H130ZM139 32V31H138ZM145 32V31H144ZM143 32V34H144ZM159 32V30H158ZM211 32V31H210ZM218 32V31H217ZM222 32V31H221ZM229 32V30H228ZM228 32H224V33H227V35H230ZM105 33V34H106ZM117 33V32H116ZM124 33V34H125ZM142 33V32H140ZM149 33V32H147ZM157 32L155 31V34ZM180 33V35H181ZM186 33V32H184ZM188 33V32H187ZM219 33V32H218ZM103 34V35H105ZM115 34V32H114ZM123 34V35H124ZM135 34V33H134ZM139 34V33H138ZM158 34V33H157ZM156 34V35H157ZM174 34V33H173ZM179 34V33H178ZM176 33V35H178ZM232 34V32H231ZM102 35V36H103ZM121 35V34H119ZM150 35V34H149ZM155 35V38H157L158 36ZM160 35V36H162ZM179 35V36H180ZM235 35V34H234ZM109 36V35H108ZM112 36H115V35H112ZM110 35V37H112ZM122 36V35H121ZM143 36H146V35H142L141 37ZM165 36V34H164ZM174 38H175V35H173ZM185 36V34H184ZM195 36V35H194ZM232 36V35H231ZM119 37V36H118ZM135 37V36H133ZM146 37H151V36H146ZM166 37V36H165ZM170 37V36H169ZM188 36H186L187 38ZM212 37V36H211ZM239 37V36H238ZM3 38V37H1ZM0 38V39H1ZM99 38V37H98ZM105 38V36H104ZM122 38V37H121ZM124 38V37H123ZM126 38V37H125ZM140 38V37H138ZM198 38V37H196ZM221 38V37H220ZM229 38V37H228ZM237 38V37H235ZM9 39H11V41H9ZM130 39V38H129ZM134 38H132L133 40ZM160 39V38H159ZM177 38H175L176 40ZM218 39V38H217ZM227 38L225 37V40L223 41L225 43V41ZM1 40H5V39H1ZM0 40V41H1ZM146 40V39H145ZM156 40V39H154ZM187 40V39H186ZM216 38L206 42L204 41L202 44L204 46H213V44L215 45L216 43ZM3 41L0 42V45L1 43H3ZM86 41V43H84ZM108 41V40H107ZM152 41V38L151 40ZM164 40H162L163 42ZM170 41V40H168ZM177 41V40H176ZM175 41V43H176ZM191 41V40H190ZM198 41V40H197ZM89 42V43H88ZM101 42V44L99 43ZM130 42V40H129ZM135 42V41H134ZM137 42V41H136ZM140 42V41H139ZM143 42V41H142ZM152 42H155V41H152ZM161 42V41H160ZM161 42V43H162ZM165 42V41H164ZM174 42V41H173ZM189 42V41H188ZM187 42V43H188ZM201 42V40H200ZM235 42L236 39H235ZM88 43V44H87ZM111 43V42H110ZM118 41L116 42V45L115 46H112L113 48H111V53H116L114 57H116L117 59H119L120 57L122 58V56L125 54V55H130V51L128 50H131V48H134L133 46L127 43H123V42H120L118 43ZM145 43V41L143 42ZM147 43V42H146ZM150 43V42H148ZM160 43V44H161ZM172 43V42H171ZM180 43V41H179ZM222 43V42H221ZM100 44V45H99ZM109 44V43H108ZM139 44V43H137ZM155 45V43H152ZM163 44H166V43H163ZM181 44V43H180ZM195 44V43H194ZM141 45V44H140ZM144 45V44H143ZM146 45V44H145ZM144 45V46H145ZM162 45V44H161ZM173 45V44H172ZM197 45V44H196ZM218 45V44H217ZM216 45V46H217ZM251 45V44H250ZM2 46V45H1ZM98 47V48H95ZM137 46V45H135ZM147 46V45H146ZM158 46H159V43H158ZM164 46V45H163ZM162 46V47H163ZM181 46V45H180ZM200 46V45H199ZM197 46V47H199ZM222 46V45H221ZM233 46V45H231ZM238 46V45H237ZM138 47V46H137ZM136 47V48H137ZM141 48H143L142 46H140ZM149 47V46H148ZM153 47V46H152ZM157 47V46H156ZM161 47V46H160ZM158 47V48H160ZM179 47V46H178ZM186 47V46H185ZM188 47V45H187ZM192 47V46H190ZM202 47V46H201ZM4 51L3 52H7L9 51V48L11 49L12 47H9L7 48V51H5V47H3ZM106 48V47H105ZM104 48V49H105ZM150 48V47H149ZM157 48V49H158ZM165 48V46H164ZM167 48H170L171 49V45L170 47L167 46ZM192 48H195V47H192ZM232 49V47H230ZM234 48V47H233ZM138 49V48H137ZM154 49V48H153ZM152 49V50H153ZM183 49V48H182ZM190 49V48H187V50ZM200 49V48H199ZM13 49H11V52H12ZM150 50V51H152ZM192 50V49H191ZM235 50V49H234ZM13 52V53H16V52ZM132 51V50H131ZM144 51V50H143ZM155 51V50H154ZM182 51V50H181ZM190 51V50H189ZM193 51V50H192ZM191 51V52H192ZM203 51V50H202ZM238 51V50H237ZM101 52V51H99ZM110 52V51H109ZM118 52L120 53L118 55ZM129 52V53H128ZM149 52V51H148ZM167 53V51H165ZM184 52V51H183ZM205 52V51H204ZM242 52V51H241ZM145 53H147L145 51ZM151 53V52H150ZM169 53V52H168ZM176 53V52H174ZM189 53V52H188ZM187 53V55H188ZM236 54V52H234ZM243 53H246V52H242L241 54ZM8 54V52L6 53ZM121 54H123L122 56H120ZM154 54V52H153ZM165 54V53H164ZM173 54V53H171ZM180 54V53H179ZM186 54V53H184ZM194 54V53H192ZM199 54L200 51H199ZM109 55V54H108ZM124 55V56H125ZM183 55V54H181ZM196 55V54H195ZM206 55V54H205ZM17 56V57H16ZM123 56V57H124ZM148 57V55H146ZM152 56H155V55H152ZM245 56V55H244ZM15 57V58H14ZM96 57V58H95ZM103 57V55H102ZM100 57L99 59L101 60ZM112 57V55H111ZM127 57V56H126ZM125 57V58H126ZM191 57V56H190ZM104 58V57H103ZM108 58H110L108 56ZM107 58V59H108ZM129 57H127V59H129ZM146 58V57H145ZM187 58V57H186ZM196 58V57H195ZM241 58V56L239 57ZM116 59V60H117ZM136 59V58H134ZM156 59V58H155ZM190 59V58H189ZM237 59H238V56H237ZM245 59V57H244ZM109 60V59H108ZM121 60V59H120ZM119 60V61H120ZM124 60V59H122ZM141 61V59H139ZM146 60V59H145ZM161 60V59H160ZM194 60V59H193ZM241 60V59H240ZM26 61V62H25ZM103 61V60H102ZM107 61V60H106ZM110 61V60H109ZM118 61V60H117ZM119 61L117 63H119ZM129 61V60H127ZM138 61V60H137ZM237 61V60H236ZM242 61H243V58H242ZM250 61V60H249ZM254 61V60H253ZM252 61V62H253ZM122 61H120L121 63ZM144 62V60H143ZM150 62H151V59H150ZM156 62V61H155ZM164 62V61H163ZM176 62V61H175ZM255 62V61H254ZM109 66V64H112L111 61L110 63L107 62ZM106 63V64H107ZM127 63V62H125ZM132 63V62H131ZM166 63V62H164ZM178 63V62H177ZM186 63V62H185ZM236 63V62H235ZM246 63V62H245ZM244 63V64H245ZM9 64V65H8ZM116 64V63H114ZM129 64V63H128ZM146 64V63H145ZM149 64V63H148ZM168 64V62H167ZM231 64V63H230ZM1 65H4V62L1 64ZM5 65V66H6ZM113 65V64H112ZM123 65V63H122ZM132 65V64H131ZM160 65V64H158ZM228 65V64H227ZM239 65V64H238ZM148 66H151V65H148ZM162 66V65H161ZM159 66V67H161ZM170 66V64H169ZM4 67V66H3ZM105 67V66H103ZM120 66H118L119 68ZM124 68H126V66H122ZM121 67V68H122ZM132 67V66H131ZM134 67V66H133ZM132 67V68H133ZM158 67V68H159ZM168 67V66H167ZM174 67L172 69H170L168 71V74H171L172 71L174 70ZM184 67V66H183ZM229 67V66H228ZM249 67V66H248ZM5 68V67H4ZM2 68V69H4ZM113 68V67H112ZM114 68H116L114 66ZM123 68V69H124ZM135 68V67H134ZM166 68V67H165ZM182 68V67H181ZM227 68V66H226ZM98 69V70H97ZM111 69V68H110ZM129 69V68H128ZM137 69V67H136ZM154 69V68H153ZM164 69V68H163ZM227 69H233V68H227ZM238 69V67H237ZM242 69V68H241ZM10 70L8 71H4L5 73H9V75L11 76H14V74L12 75V70L11 72H9ZM116 70V69H115ZM122 69H120L119 71L121 72ZM140 70V69H139ZM156 70V69H154ZM240 70V69H239ZM3 71V70H1ZM0 71V72H1ZM18 71V72H17ZM110 71V70H109ZM107 70V72H109ZM113 71V70H112ZM181 71V70H180ZM138 72V71H137ZM111 73V72H109ZM108 73V74H109ZM142 73V72H141ZM147 73V72H146ZM165 73V72H164ZM229 73V72H228ZM232 73V72H230ZM16 74V75H17ZM102 74V73H101ZM113 74V73H111ZM116 74H118L117 76H120L119 73L116 72ZM115 74V75H116ZM130 74V73H129ZM155 74V73H153ZM176 74V73H175ZM182 74V73H180ZM236 74V73H235ZM244 74V73H243ZM15 75V76H16ZM97 75V74H96ZM100 75V74H99ZM103 75V74H102ZM140 75V74H139ZM143 75L144 72H143ZM173 75V74H172ZM229 75V74H228ZM232 75H234V73H232ZM21 76L22 79L23 78V75H19ZM17 76V78L19 77ZM117 76H114V78H119ZM130 76H133V75H130ZM160 76V75H159ZM177 75H175L176 77ZM236 76V75H235ZM241 76V75H240ZM9 77V76H8ZM7 77V78H8ZM26 77V78H27ZM35 77V78H33ZM99 77V76H98ZM113 77V76H112ZM122 77V75L120 76ZM128 77V76H127ZM137 77V76H135ZM141 77V76H140ZM170 77V76H169ZM174 77V76H173ZM174 77V78H175ZM229 77V76H228ZM234 77V76H233ZM10 78V77H9ZM11 78H16V77H11ZM10 78V80H11ZM100 78V77H99ZM126 78V77H125ZM178 78V77H177ZM208 78L209 77H206V81L208 82ZM231 78V77H230ZM239 78V76H238ZM109 78H107V81H108ZM138 78H136L137 80ZM142 79V78H140ZM144 79V78H143ZM147 79V78H146ZM176 79V78H175ZM204 79V80H205ZM213 79V78H212ZM217 78H215L216 80ZM220 79V78H219ZM232 79V78H231ZM5 80V79H4ZM10 80H8L10 82ZM134 80V79H132ZM150 80V79H149ZM172 80V79H171ZM211 80V79H210ZM234 80V79H233ZM3 81V80H2ZM7 83L8 81L5 80ZM18 82V79L16 80ZM20 81V80H19ZM22 83L24 82V80H21ZM20 81V82H21ZM114 81H117L118 80H114ZM119 81H122V80H119ZM141 81V80H140ZM204 81V82H206ZM214 82V80H212ZM217 81H221V80H217ZM237 81V80H236ZM234 81V82H236ZM240 81V80H238ZM252 81V80H250ZM250 81H249V84H250ZM17 82H15V84H17ZM18 82L19 84L16 85V87H13L11 85V83L13 84V80H11V83H9L10 87H12L11 90H13L14 88H17L18 90H20V88H25L24 83L21 87H19V85H21V83ZM29 82L32 84H29ZM100 82V81H99ZM97 82V83H99ZM109 82V81H108ZM127 81H125L126 83ZM133 82V81H132ZM136 82V81H135ZM134 82V83H135ZM254 82V81H253ZM2 83V82H0ZM107 83V82H106ZM113 83V82H112ZM145 83V82H144ZM149 83V82H148ZM210 83V82H209ZM217 83V82H216ZM239 83V82H238ZM236 83V84H238ZM102 84V82H101ZM104 84V83H103ZM122 84V83H121ZM128 84V83H126ZM155 83H153L154 85ZM212 84V83H211ZM210 84V85H211ZM219 84V83H218ZM7 87L4 88L6 90H4V92L7 91L10 92L11 90H9V85L6 84ZM106 85V84H105ZM125 85V84H124ZM219 85H222V84H219ZM3 86V84H2ZM15 86V85H14ZM18 86V87H17ZM114 86V85H113ZM209 86V85H208ZM216 86V85H215ZM214 86V87H215ZM229 86V85H228ZM226 86V87H228ZM239 86V85H238ZM243 86V85H242ZM247 87L251 86V85H246ZM100 87V86H99ZM116 87V86H115ZM122 89H124L123 86H121ZM154 87V86H153ZM224 88H226L225 86H223ZM252 87V86H251ZM210 88V87H208ZM237 88V87H236ZM235 88V89H236ZM101 89V88H100ZM107 89V88H105ZM110 89V88H109ZM143 89V88H142ZM216 89V88H215ZM220 88L216 89V90H219ZM227 89V88H226ZM234 89V90H235ZM239 89V88H238ZM246 89V88H245ZM16 91V89H14ZM17 90V91H18ZM125 90V89H124ZM155 89H152V91H154ZM157 90V89H156ZM225 89L222 88L221 91H223ZM231 90V89H230ZM229 90V91H230ZM232 90H233V87H232ZM237 90V89H236ZM250 90V89H249ZM248 90V91H249ZM16 91V92H17ZM100 91V90H99ZM239 91V90H238ZM245 91V90H244ZM256 91V90H255ZM2 92V93H4ZM12 92V91H11ZM10 92V93H11ZM14 92V91H13ZM11 93L12 95L14 93ZM118 92V91H117ZM121 92V91H119ZM141 92V91H140ZM142 92H145V91H142ZM209 92V91H207ZM215 92V91H214ZM218 92V91H216ZM6 93V94H7ZM103 93V92H102ZM110 93V97H111V93H113L112 95H115L114 92H109ZM108 93V94H109ZM211 93L210 92V96H211ZM219 93V92H218ZM222 93H225L224 91ZM241 93V92H239ZM238 93V94H239ZM251 93V92H250ZM16 94V93H15ZM117 94V93H116ZM165 94V93H164ZM214 93H212L213 95ZM221 94V93H220ZM237 94V96H238ZM4 95V94H3ZM105 95V94H104ZM118 96H122L123 94H117ZM135 95H138L137 93H135ZM163 95V94H162ZM219 95V94H217ZM222 95V94H221ZM221 95L219 97H221ZM228 95V94H226ZM1 97H3L2 95H0ZM7 96V97H6ZM118 96H114L115 98H117ZM125 96V94H124ZM133 97H136L134 95H132ZM141 96V95H140ZM147 96V95H146ZM154 96V95H153ZM165 96V95H164ZM213 96H216L213 95ZM9 96L8 95H5L4 96V99L3 100H0V102L4 101L8 98ZM12 97V98H14ZM130 97V96H129ZM128 97V98H129ZM170 97V96H169ZM226 97V96H224ZM229 97V96H228ZM236 97V96H234ZM239 97V96H238ZM257 97V95H256ZM26 98V100H25ZM103 98V97H102ZM101 98V100H102ZM108 98V97H107ZM123 98V96H122ZM137 98H139V96H137ZM140 98H143L142 96ZM139 98V99H140ZM163 98V97H162ZM230 98V97H229ZM240 98V97H239ZM253 98V97H252ZM255 98V97H254ZM2 99V98H0ZM29 99V101L27 100ZM109 99V98H108ZM121 99V98H120ZM224 99V98H222ZM232 99L233 96H232ZM231 99V100H232ZM242 99H246V98H242ZM95 100H97V102H95ZM106 100V98H105ZM111 100H114V99H111ZM111 100H108V101H111ZM117 100V99H116ZM126 100V99H125ZM229 100V99H228ZM237 100V99H235ZM234 100V101H235ZM249 100V98H248ZM246 100V101H248ZM251 100H254V99H251ZM121 101V100H120ZM130 101V100H129ZM219 101V100H217ZM239 101V100H238ZM244 100L242 101H239V102H243ZM11 102V101H10ZM104 102V101H103ZM107 102V101H106ZM127 102V101H126ZM134 102V101H133ZM132 102V103H133ZM139 102H142V101H139ZM216 102V101H215ZM233 102V101H231ZM230 101H228L227 103H231ZM100 103V102H99ZM115 103H119L117 101L114 102ZM143 103V102H142ZM226 103V104H227ZM252 103V102H251ZM3 104V103H2ZM113 104V102H112ZM111 104V106H112ZM161 104V103H160ZM220 104V103H219ZM222 104V103H221ZM257 104V103H256ZM15 105V106H17ZM103 106V104H101ZM120 105V104H119ZM122 105V104H121ZM121 105L119 107L118 104L116 105L115 108H119L120 112H121ZM217 105V104H216ZM224 105V104H223ZM228 105V104H227ZM225 105V106H227ZM231 105V104H230ZM3 106V105H2ZM106 106V105H105ZM110 106V104L108 105ZM114 106V105H113ZM112 106V107H113ZM135 106V105H134ZM136 106H139V105H136ZM194 106V105H193ZM249 106V105H248ZM128 107H131L128 105ZM157 107V106H156ZM159 107V106H158ZM160 107H162L160 105ZM217 107V106H216ZM221 108V106H219ZM228 107V106H227ZM246 107V106H245ZM3 108V109H5ZM103 108V107H101ZM100 108V109H101ZM107 109L112 110L111 107H106ZM105 108V110H106ZM127 108V107H126ZM197 108V107H196ZM226 108V107H225ZM249 108V107H248ZM247 108V109H248ZM142 110L141 106L139 108V110ZM159 109V108H157ZM164 109V107H163ZM223 109V108H222ZM246 109V108H245ZM131 110V109H130ZM137 110V108H136ZM135 110V111H136ZM153 111L155 109H152ZM162 111V109H159V110H156V111ZM237 110V109H236ZM98 111L99 108H98ZM103 111V109H102ZM100 111V112H102ZM115 111H118L115 109ZM183 111V110H181ZM230 111V110H229ZM24 112H28V116L30 117H24L23 114H25ZM30 112V113H29ZM97 112V113H96ZM112 112V111H111ZM114 112V111H113ZM128 112V111H127ZM130 112V111H129ZM134 112V111H133ZM137 112V111H136ZM134 112V113H136ZM151 112V111H150ZM166 112V111H164ZM231 112V111H230ZM118 112H114V114H117ZM123 113V111H122ZM120 113V114H122ZM125 113V112H124ZM133 113V114H134ZM148 114H150L149 112H147ZM146 112L144 114H147ZM157 113V112H156ZM183 113V112H182ZM186 113V112H185ZM233 113V111L231 112ZM130 115V113H128ZM147 114V115H148ZM155 114V113H154ZM160 114V112H159ZM174 114V113H173ZM110 116L109 117H112L114 115H112V113L109 114ZM112 115V116H111ZM119 115V114H117ZM128 115V118L130 119ZM135 115V114H134ZM146 115V116H147ZM151 115H153L151 113ZM156 115V114H155ZM162 115H166L165 114H162ZM162 115H158V117L162 116ZM187 115V114H186ZM124 116V115H123ZM127 116V115H126ZM133 116V115H132ZM140 118V115H138ZM174 116V115H172ZM176 116V115H175ZM228 117L230 116V114L227 115ZM155 117V116H153ZM157 117V118H158ZM165 117V116H164ZM149 118V116H148ZM163 118V117H161ZM243 118V117H241ZM127 119V118H126ZM132 119H135L136 121L138 119L135 118H132ZM155 119V118H154ZM255 119H258V118H255ZM115 120V119H114ZM124 120V119H122ZM128 120V119H127ZM148 120V119H146ZM159 120V119H158ZM165 120V119H164ZM149 121V120H148ZM157 121V120H156ZM166 121V120H165ZM255 120L251 121L250 122H254ZM125 122V121H124ZM131 122V121H130ZM134 122V121H132ZM144 122V121H143ZM153 122V121H152ZM178 122V121H176ZM257 122V120H256ZM157 123V122H156ZM165 123V122H164ZM163 123V124H164ZM244 123V122H243ZM247 123V122H246ZM128 124V123H127ZM131 123H129L130 125ZM135 124V123H134ZM114 125V126H113ZM117 125V126H116ZM126 125V124H125ZM132 125V124H131ZM139 124H136V126L138 127ZM142 125V124H141ZM152 125L154 124H151V127ZM158 125V124H157ZM175 125V124H174ZM251 125V124H250ZM256 126V124H253ZM261 125V124H260ZM144 126V124H143ZM245 126H247L245 124ZM245 126H242V127H245ZM122 127H123V123H122ZM122 127H118L119 130L120 128L122 129ZM161 127V126H160ZM252 127V126H251ZM258 127V126H257ZM123 128H126V127H123ZM129 128V127H128ZM149 128V127H148ZM181 128V127H180ZM246 128V127H245ZM255 128V127H254ZM259 128V127H258ZM146 129V127H145ZM167 129V128H165ZM163 129V130H165ZM169 129V128H168ZM171 129V128H170ZM175 129V128H174ZM242 129V128H240ZM244 129V128H243ZM250 129V127L248 128ZM264 129V126L263 128H261V130ZM115 130V129H114ZM118 131V129H116ZM115 130V131H116ZM125 130V129H124ZM140 130V129H139ZM158 130H160L158 128ZM177 130V129H176ZM182 130V129H181ZM185 129H183L184 131ZM233 130V129H231ZM230 130V131H231ZM251 131L253 129H250ZM260 130V129H259ZM112 132V133H116V132ZM122 131V130H121ZM131 132H133V130H130ZM238 131V130H236ZM256 132V130H254ZM258 131V130H257ZM137 132V131H135ZM146 132V131H145ZM169 132V131H168ZM225 132V131H224ZM229 132V131H227ZM233 131H231L232 133ZM240 132V131H238ZM260 132V131H259ZM264 132V131H263ZM111 133V134H112ZM128 133V132H127ZM234 133V132H233ZM242 133V132H241ZM118 134V133H117ZM129 134V133H128ZM168 134V133H167ZM236 134V133H234ZM251 134V133H250ZM261 134L263 135V133L261 132ZM113 135V134H112ZM133 135V134H132ZM166 135V134H164ZM174 135V134H172ZM232 135V134H230ZM254 136V134H251ZM250 135V136H251ZM256 136H258V134L256 133L255 134ZM157 136V135H156ZM162 136V135H160ZM159 136V137H160ZM186 136V135H185ZM240 137V134L238 135ZM138 137V136H137ZM148 137V136H146ZM187 137V136H186ZM189 137V136H188ZM224 137V136H223ZM231 137V136H230ZM234 137V136H233ZM244 137V136H243ZM259 137H263V136H259ZM125 138V136H124ZM128 138V137H127ZM162 138V137H160ZM165 138V137H164ZM167 138V137H166ZM232 138V137H231ZM119 140H121L120 138H118ZM171 139V138H170ZM226 139V137L224 138ZM228 139V138H227ZM257 139V138H255ZM152 140V139H151ZM239 140V139H238ZM111 141V142H110ZM117 141V140H116ZM115 141V142H116ZM124 140H122L123 142ZM131 141V139H130ZM190 141V140H189ZM227 141V140H226ZM258 141V140H257ZM263 141V140H261ZM259 141V142H261ZM121 142V141H120ZM125 142H128V141H125ZM137 142V141H135ZM139 142V141H138ZM151 142V141H150ZM164 142V140H163ZM162 142V143H163ZM167 142V141H166ZM232 142V141H230ZM264 142V141H263ZM124 143V142H123ZM122 143V144H123ZM144 143V142H143ZM149 143V142H148ZM147 143V144H148ZM153 143V142H152ZM161 143V145H162ZM228 143V142H227ZM116 145H118L117 143H115ZM126 143H124V145H121L119 147H124ZM128 144V143H127ZM138 144V143H137ZM156 144V143H155ZM158 144V143H157ZM156 144V145H157ZM167 144V143H166ZM135 145V144H134ZM133 145V146H134ZM150 145V144H149ZM185 146H187V144H184ZM224 145V144H223ZM117 146V147H118ZM150 146H153V145H150ZM183 146V147H185ZM130 147V146H128ZM141 147H144V149H147L145 146H141ZM175 147V146H174ZM179 147V146H178ZM134 148V147H133ZM157 148V147H156ZM177 148V147H176ZM175 148V149H176ZM97 153H98V157L96 158L95 155L97 153H95L97 150ZM116 149V148H115ZM119 149H123V148H119ZM117 150V151H120V150ZM150 149V148H149ZM152 149V148H151ZM158 149V148H157ZM164 149V148H163ZM179 149V148H177ZM183 149V148H182ZM190 149V148H189ZM137 150V149H136ZM167 150V149H165ZM232 150V149H231ZM230 150V151H231ZM246 150V149H245ZM244 150V151H245ZM264 150V149H263ZM122 151V150H121ZM132 151H135V150H132ZM146 151V150H145ZM161 150L158 149V151L156 152H159ZM168 151V150H167ZM175 151V150H174ZM172 151V152H174ZM142 152V151H141ZM144 152V151H143ZM171 152V153H172ZM182 152H185V151H182ZM225 152V151H224ZM228 152V151H227ZM239 152V151H238ZM241 152V151H240ZM253 152V151H252ZM135 153V152H134ZM146 153H152L151 151H147ZM170 153V152H169ZM197 153V152H196ZM221 153V152H220ZM112 154V153H111ZM116 154V153H115ZM118 154L121 155V153L118 152ZM129 154V153H128ZM144 155V153H142ZM154 154V152H153ZM160 154V153H159ZM165 154V153H164ZM218 154V153H217ZM224 154V153H223ZM236 154H238L236 152ZM241 154V153H240ZM119 155V156H120ZM131 155H133L131 153ZM149 155H152V154H149ZM161 155V154H160ZM159 155V156H160ZM163 155V154H162ZM161 155V156H162ZM260 155V154H259ZM97 156V155H96ZM115 156V155H113ZM139 156V155H138ZM146 155H144L143 157L141 156L140 158H144ZM156 156V155H155ZM158 156V157H159ZM160 156V157H161ZM165 156V155H164ZM186 156V155H185ZM216 156V155H215ZM224 156V155H222ZM227 156V155H226ZM233 156V154H232ZM237 156V155H236ZM151 157V156H150ZM221 157V156H220ZM262 157V156H261ZM117 158V160L120 158L115 157ZM152 158V157H151ZM166 158V157H164ZM219 158V157H218ZM223 158V157H222ZM229 158V157H228ZM232 158V157H231ZM231 158L229 159V161H231ZM234 158V157H233ZM107 159V160H106ZM112 159V158H111ZM123 159V158H122ZM154 159V158H152ZM167 159V158H166ZM171 159V158H170ZM174 159V158H173ZM179 159V158H178ZM188 159V158H186ZM194 159H196L194 157ZM227 158H225L226 160ZM160 160V159H158ZM176 160V159H175ZM221 160V159H220ZM111 161V160H110ZM153 161V160H152ZM152 161H150L149 165H151ZM171 161V160H170ZM178 161V160H177ZM228 161V159L226 160ZM84 162V163H83ZM141 162H145V160L143 159V161ZM139 162V163H141ZM182 162V161H181ZM217 162V161H216ZM223 162V161H222ZM220 163L222 165H224V163ZM258 162V161H257ZM135 163V162H134ZM138 163V162H137ZM157 163V162H156ZM178 163V162H177ZM148 164V163H146ZM158 164V163H157ZM160 164V163H159ZM190 164V163H189ZM192 164V163H191ZM219 164V165H220ZM226 164V163H225ZM228 164V163H227ZM226 164V165H227ZM242 164V163H241ZM252 164V162H251ZM264 164V163H262ZM105 165H107L109 168H107L106 171H103L101 172V170H103V167H105ZM127 165V164H126ZM153 165H154V162H153ZM161 165V164H160ZM247 165V164H246ZM256 164H254L255 166ZM102 166V167H101ZM122 166V165H120ZM143 166V165H142ZM157 166V165H155ZM214 166V165H212ZM225 166V165H224ZM224 166H221V167H224ZM244 166V165H242ZM241 166V167H242ZM100 167V168H99ZM119 167V166H118ZM135 167V166H134ZM145 167H148L145 165ZM159 167V165H158ZM168 167V166H167ZM220 167V166H219ZM218 167V168H219ZM247 167V166H246ZM245 167V169H246ZM253 167V166H252ZM260 167V166H259ZM116 168V167H114ZM152 168V167H151ZM155 168V167H154ZM212 168V167H210ZM239 168V167H238ZM244 168V167H243ZM248 168V167H247ZM258 168V167H257ZM129 169V168H128ZM131 169V168H130ZM138 169V168H137ZM170 169V168H169ZM132 170V169H131ZM158 170V169H156ZM252 170V169H251ZM125 171V170H124ZM135 171V170H134ZM141 171H142V168H141ZM140 171V172H141ZM211 171V170H209ZM248 171V170H247ZM129 172V171H128ZM138 172V171H137ZM161 172V171H160ZM169 172V171H167ZM171 172V171H170ZM218 172V171H216ZM243 172H246V171H243ZM257 172V171H256ZM118 173L116 176L115 174ZM127 173V171H126ZM166 173V172H165ZM228 173V172H227ZM247 173V172H246ZM264 173V172H263ZM124 174V173H123ZM128 174V173H127ZM171 174V173H170ZM185 174V173H183ZM239 174V173H238ZM262 174V173H261ZM137 175V174H136ZM146 175V174H145ZM226 175V174H225ZM240 175V174H239ZM238 175V176H239ZM245 177H246V174H244ZM255 175V173H254ZM258 175V174H257ZM127 176V175H126ZM167 176V175H166ZM171 176V175H170ZM183 176V175H182ZM189 176V175H187ZM209 176V175H208ZM216 176V175H215ZM222 176V174H221ZM244 179L245 177L243 175H241ZM253 176V175H252ZM1 177H4V178H1ZM106 177V178H107ZM135 177L136 176H132L131 177L129 176L130 180L127 179V177L124 176V178L122 180H125L126 179V183H130L132 180L134 181L135 180ZM147 177V176H146ZM161 177V176H160ZM163 177V176H162ZM180 177V176H179ZM223 177V176H222ZM251 177V176H250ZM255 177V176H254ZM105 178V180H107ZM133 178V179H132ZM139 178V177H138ZM159 178V176H158ZM157 177L155 179H158ZM186 178V177H185ZM226 178V177H225ZM228 178V177H227ZM230 178V177H229ZM260 178H262L260 176ZM2 179V180H1ZM103 179V178H102ZM132 179V180H131ZM187 179V178H186ZM195 179V178H193ZM242 179V178H241ZM254 179V178H253ZM256 179H258L256 177ZM255 179V180H256ZM264 179V178H263ZM4 180V181H3ZM160 179H158L159 181ZM162 180V179H161ZM160 180V181H161ZM228 180V179H227ZM226 180V181H227ZM251 180V179H250ZM108 181V180H107ZM132 181V182H133ZM154 181V180H152ZM151 181V182H152ZM163 181V180H162ZM185 181V180H184ZM188 181V180H187ZM196 181H197V178H196ZM241 181V180H240ZM261 181V180H260ZM6 182V183H5ZM102 182V181H101ZM111 182V181H110ZM115 182V181H114ZM125 182H123L125 184ZM136 182V181H135ZM178 182V181H177ZM190 182V181H188ZM194 181L192 180V183ZM230 182V181H229ZM227 182V184L229 183ZM243 182V181H242ZM256 182V181H255ZM258 182V181H257ZM99 183V182H98ZM116 184H118L117 182H115ZM122 183V182H121ZM122 183V184H123ZM174 183V182H173ZM179 183V182H178ZM181 183V181H180ZM224 183V182H223ZM239 183V182H238ZM5 184H12V187H10V185H8L6 187ZM106 184V183H105ZM125 184V185H127ZM131 184V183H130ZM144 184V183H143ZM150 184V183H149ZM155 184V183H154ZM160 184V182H159ZM186 183H183L182 185H184ZM190 184V183H188ZM222 184V183H221ZM231 184V183H230ZM236 184V182L234 183ZM250 184V183H249ZM260 184V182H259ZM113 185V184H112ZM121 184H119L117 186V188L120 186ZM124 185V186H125ZM171 185V184H169ZM176 185V184H175ZM191 186H194L193 184H190ZM246 185V184H245ZM254 185V184H253ZM257 185V184H255ZM104 185H102L103 187ZM115 184L114 186V189L115 190ZM122 187H124L123 185H121ZM131 186H135V184L131 185ZM137 186V185H136ZM156 186V184L154 185ZM161 186V185H160ZM181 186V185H180ZM191 186H188L191 187ZM199 186V185H198ZM220 186V185H219ZM223 187V185H221ZM226 186V185H225ZM224 186V187H225ZM262 186V185H261ZM105 187V186H104ZM126 187V186H125ZM148 187V186H147ZM151 187V186H149ZM172 187V186H171ZM169 187V188H171ZM182 187V186H181ZM181 187L179 188V190H182ZM201 187V186H200ZM222 187H219L222 188ZM229 187V186H228ZM227 187V188H228ZM246 187V186H245ZM250 187V186H249ZM128 188V187H126ZM123 189V190H126ZM154 188V187H153ZM186 188V186L184 187ZM231 188V187H230ZM233 188V187H232ZM237 188V187H236ZM242 188V187H241ZM254 188V187H253ZM261 189V187H258ZM257 188V189H258ZM263 188V187H262ZM118 189H122V188H118ZM129 189H130V186H129ZM144 189V188H143ZM146 189V190H145ZM144 190L147 191V188H145ZM150 189V188H148ZM168 189V188H167ZM190 189V188H189ZM214 189V188H213ZM224 190L226 188H223ZM252 189V188H250ZM255 189V188H254ZM111 190L112 192L109 193ZM119 190V191H120ZM122 190V191H123ZM135 190V189H134ZM174 190V189H172ZM187 190V189H186ZM200 190V188H199ZM150 193L154 191V189L151 191V189L149 190ZM164 191V190H163ZM162 191V192H163ZM177 191V190H176ZM184 191V190H183ZM193 191V189H192ZM191 191V192H192ZM236 191V190H235ZM246 191V190H244ZM252 191V190H251ZM263 191V190H262ZM121 192V191H120ZM119 192V193H120ZM129 192H132V191H129ZM142 192V191H141ZM159 192V191H157ZM161 192V191H160ZM166 192V191H165ZM181 192V191H180ZM185 192V191H184ZM201 192V191H200ZM225 193L228 192V189L227 191H224ZM233 192V191H232ZM17 193H23L24 195H21L19 196L20 194H17ZM118 193V190H117V196H121V194ZM135 193H136V190H135ZM155 193V192H153ZM170 193H172L170 191ZM176 193V192H175ZM189 194V192H186ZM243 193V192H242ZM247 193V192H245ZM251 193V192H250ZM252 193H255V192H252ZM109 194V195H108ZM112 194V196L110 195ZM141 194V193H140ZM149 194V193H147ZM160 194V193H159ZM167 194V193H166ZM181 194V193H180ZM193 195V193H191ZM208 194V193H207ZM229 194V193H228ZM240 194V193H239ZM155 195V194H154ZM164 195V194H163ZM191 195V196H192ZM215 195V194H214ZM233 195V194H232ZM244 195V193H243ZM249 195V194H248ZM257 195V194H256ZM25 197L24 199H21V200H26L28 201L27 204L25 205H28V208H22L20 205H23L24 203H19L18 201H20L19 199L21 197ZM111 196V197H109ZM129 196H131V194H129ZM140 196V195H139ZM142 196V194H141ZM145 196V195H143ZM157 196V195H156ZM160 196V195H159ZM174 196V195H172ZM171 196V197H172ZM181 196V195H180ZM179 196V197H180ZM189 196V195H188ZM235 196H236V193H235ZM250 196V195H249ZM249 196H246L247 199ZM258 196H260L258 194ZM19 197V198H18ZM107 197H109L111 200H109V198L106 200V201H103V199H106ZM123 198V196H121ZM175 197V196H174ZM185 197V196H184ZM194 197V196H192ZM199 197V195L197 196ZM225 197V196H224ZM229 197V196H228ZM245 197V198H246ZM254 197V196H252ZM257 197V196H256ZM18 198V199H17ZM121 198V199H122ZM143 198V197H142ZM156 198V197H155ZM159 198V197H158ZM165 198V197H163ZM161 198V199H163ZM176 198V197H175ZM173 198V199H175ZM181 198H183L181 196ZM180 198V199H181ZM187 198V197H186ZM191 198V197H190ZM255 198V197H254ZM252 198V199H254ZM132 198L130 197V200H126V202H123V200L119 201L118 203L116 202L115 204L117 205H120V203L122 205V207H118L119 209H123L124 206H126L128 208V206H131L133 205V200H131ZM138 199V198H136ZM185 199V198H184ZM188 199V198H187ZM197 199V198H196ZM227 199V198H225ZM231 199V198H230ZM246 199V200H247ZM256 199V198H255ZM254 199V200H255ZM258 199H260V197H258ZM117 200V198L115 199ZM120 200V199H119ZM142 200V199H140ZM145 200V199H144ZM165 200V199H164ZM243 200V199H242ZM249 200V199H248ZM257 200V199H256ZM24 201V202H26ZM102 201V202H100ZM113 201V200H112ZM138 201V200H137ZM176 201V200H175ZM237 200H235L236 202ZM245 201V200H244ZM251 201V200H250ZM262 200H260V202H256V203H261ZM264 201V200H263ZM165 202V201H164ZM173 202V201H172ZM177 202V201H176ZM179 202V201H178ZM177 202V203H178ZM230 202V201H229ZM232 202V201H231ZM234 202V201H233ZM241 202V201H240ZM254 202V201H253ZM98 203V204H97ZM99 203L101 205H99ZM141 203V202H140ZM161 203V202H160ZM181 203V202H180ZM198 203V202H197ZM196 203V204H197ZM97 204V206L95 205ZM138 204V202H137ZM135 204V206L137 205ZM176 204V203H175ZM184 204V202H183ZM186 204V203H185ZM222 204V203H221ZM232 204V203H230ZM235 204V203H233ZM248 204V203H246ZM249 204H252V203H249ZM255 204V202H254ZM110 205V206H109ZM114 205V201L112 203H108L106 205V209H109L108 207H110V209L112 208L111 206ZM117 205L115 207H117ZM147 205V204H146ZM200 205V204H199ZM206 205V204H205ZM225 205V204H223ZM229 205V204H228ZM245 205V204H244ZM104 206V205H103ZM101 207L104 209V207ZM250 206V205H249ZM252 206V205H251ZM259 206V205H258ZM2 207L0 209H2ZM27 207V206H26ZM138 207V206H137ZM162 207V206H161ZM182 207V206H181ZM188 207V206H187ZM239 207V206H238ZM242 207V206H241ZM253 207V206H252ZM260 207V206H259ZM262 207V206H261ZM5 208V207H4ZM98 208V207H97ZM99 208V209H101ZM147 208V207H145ZM152 208V206H151ZM154 208V207H153ZM166 208V207H165ZM173 208V207H172ZM175 208V207H174ZM190 208V207H189ZM199 208V207H198ZM231 208V207H230ZM30 209L31 212L28 210ZM92 212H91V210ZM114 209V208H113ZM137 209V208H136ZM179 209H182V208H179ZM247 209V208H246ZM253 209H256L253 208ZM125 210V209H124ZM139 210V209H137ZM144 210V209H143ZM165 210V209H164ZM195 210L196 209H193L192 211L196 212ZM212 210V209H211ZM221 210V209H219ZM223 210V209H222ZM242 210V209H241ZM244 210V209H243ZM251 209H249L250 211ZM258 210V208H257ZM264 210V209H262ZM29 211V212H28ZM96 211V210H95ZM100 211V210H99ZM97 211V212H99ZM111 211H115V210H110ZM122 211V210H120ZM127 211V210H126ZM126 211H123L122 213H124V215H127L125 213H127ZM142 211V210H141ZM159 211V210H158ZM176 211V210H175ZM180 211V210H179ZM199 211V210H198ZM238 211V210H236ZM259 211V210H258ZM101 212V211H100ZM131 212V211H130ZM146 212V211H145ZM183 212V211H181ZM251 212V211H250ZM254 211L252 210V214L255 215L253 213ZM103 213V212H102ZM100 213V214H102ZM106 213V212H104ZM166 213V212H165ZM244 213V212H243ZM242 213V214H243ZM248 213V212H247ZM256 213V212H255ZM109 214V213H107ZM146 214V213H144ZM225 214V213H224ZM223 214V215H224ZM227 214V213H226ZM245 214V213H244ZM109 215H112V214H109ZM115 215V214H114ZM122 215V214H121ZM139 215V214H138ZM156 215V216H155ZM229 215V213H228ZM128 216V215H127ZM158 215L154 212H148L144 219H143V223L145 222L147 227H143L144 229L145 228H153L154 226L158 227L157 228H154V229H157L160 228L161 230H163L164 234L162 233V231L160 230L157 235L158 236V239L159 238H163L165 239L166 237L168 238V236L170 235L169 231L170 228L168 227V225L170 224L169 223V219H164V221H161V222H158ZM248 216V215H247ZM257 216V215H256ZM124 217V216H123ZM126 217V216H125ZM124 217V218H125ZM132 217V216H131ZM169 217H172V216H169ZM168 217V218H169ZM244 217V216H243ZM95 218H98V220L95 221ZM102 218V217H101ZM108 218V217H107ZM111 218V217H110ZM113 218V217H112ZM127 218H130V216H128ZM134 218V216H133ZM132 218V219H133ZM177 218V217H175ZM198 218V217H197ZM249 218V221H250V218L251 217H248ZM262 218V217H261ZM119 220L122 219V220H117L118 222H120L119 224H121V221H123V218L121 216V218L119 217L118 218ZM141 219V218H139ZM195 219V218H194ZM247 219V218H246ZM259 219V218H258ZM101 220V219H100ZM128 220V219H127ZM126 219L125 221L128 222ZM138 220V219H137ZM176 220V219H175ZM184 221V219H182ZM242 220V219H241ZM244 220V219H243ZM104 221V220H102ZM183 221H180L183 222ZM186 221V220H185ZM194 221V220H193ZM245 221V220H244ZM253 221V220H252ZM95 222H97L95 224ZM125 222V223H126ZM140 222V221H139ZM191 222V221H190ZM247 222V221H246ZM245 222V223H246ZM256 222V221H255ZM262 222V220H261ZM260 222V223H261ZM99 223V225H97ZM116 223V222H115ZM141 223V222H140ZM144 223V224H145ZM175 223V222H174ZM244 223V224H245ZM133 224V223H132ZM137 224V222H136ZM179 225V223H176ZM182 224V223H181ZM180 224V226H181ZM238 224V223H237ZM255 224V223H254ZM259 224V223H258ZM262 224V223H261ZM259 224L261 227L262 225ZM99 226L101 228H99L98 230L95 229V226ZM172 225V224H171ZM177 225V227H178ZM96 226V227H97ZM153 226V227H152ZM257 226V225H256ZM131 227V225H130ZM175 226H173L174 228ZM176 227V228H177ZM258 227V226H257ZM70 228V234L68 235V233H64L66 232L67 230H69ZM137 226H134V232L137 230ZM189 228V227H188ZM264 228V227H263ZM113 231V232H109L110 233V237L107 236L108 239H110V241L112 240L113 242H111V245L109 246H105L107 248H103V244L105 242L104 240V236L105 234L108 232V231ZM260 229V228H258ZM262 229V228H261ZM260 229V230H261ZM50 230H52V232H54L55 234H52L50 232ZM125 230V229H124ZM146 230V229H145ZM155 230V231H157ZM172 230H175V229H172ZM179 230V229H178ZM177 230V232H178ZM211 230V228H210ZM242 230V229H241ZM255 230V229H254ZM263 230V229H262ZM261 230V231H262ZM148 231V230H147ZM145 231V232H147ZM151 231V230H149ZM148 231V232H149ZM153 231V230H152ZM213 231V230H212ZM252 231V230H251ZM68 232V231H67ZM122 232V231H121ZM124 232H128V231H124ZM123 232V233H124ZM142 232V231H141ZM169 232V233H168ZM172 232V231H171ZM180 232V231H179ZM188 232V231H187ZM256 232V231H255ZM254 232V234H255ZM264 232V230H263ZM63 233L65 235H68L66 237H63L64 239L62 240L61 238H58V237H61L60 235H63ZM161 233L163 235H161ZM190 234V232H188ZM52 236L53 235H56V236H53V237H57L58 239H55L52 237V239L48 240L49 239V236ZM128 234V233H127ZM139 233H137L138 235ZM150 234V233H149ZM153 234L155 235V232H153ZM263 234V233H262ZM64 235V236H65ZM145 235H147L145 233ZM153 235V236H154ZM192 235V234H191ZM211 235V234H210ZM121 236V234H120ZM150 236V235H149ZM163 236V237H162ZM177 236V235H176ZM211 236H214V235H211ZM217 236V240L214 241L213 244H210L209 246H206L207 243L205 242V246H203V250L201 248V250H199V252L194 256L193 259L195 260H191V261H197L196 264L199 262L201 264H230L232 261V259H234V253H233V249L231 250L230 248L232 247L231 244H229L228 240H226V238L224 237H221L219 235H216ZM124 237V236H122ZM121 237V238H122ZM156 237V236H155ZM190 237V236H189ZM208 237V236H207ZM264 237V236H263ZM51 238V237H50ZM105 238V239H107ZM134 238H136L134 236ZM146 238V237H145ZM154 238V237H153ZM182 238V237H181ZM185 238V236H184ZM205 238V236L203 237ZM216 238V237H213V239ZM245 238V237H244ZM115 239V240H114ZM123 239V238H122ZM156 239V238H155ZM190 239V238H189ZM195 239V238H194ZM202 239V238H201ZM241 239V238H240ZM239 239V240H240ZM248 239V237H247ZM252 239V238H251ZM250 239V241H251ZM55 240V241H53ZM58 240V241H57ZM137 240V239H136ZM150 240V239H148ZM162 240V239H161ZM160 240V241H161ZM169 240V239H168ZM198 240V239H197ZM244 240V239H243ZM57 241V242H56ZM68 241V242H67ZM159 241V242H160ZM180 241V240H179ZM185 241V240H183ZM196 241V240H194ZM199 241V240H198ZM245 241V240H244ZM248 241V240H247ZM255 241V240H254ZM253 241V242H254ZM108 242V241H107ZM129 242H132V241H129ZM135 242V241H133ZM137 242H140V241H137ZM151 242V241H150ZM157 242V243H159ZM236 242V241H235ZM169 243V242H168ZM177 243V241H175V244ZM192 243V242H191ZM194 244L196 242H193ZM237 243V242H236ZM107 244V243H106ZM161 244V243H159ZM158 244V245H159ZM192 244V245H194ZM209 244V243H208ZM238 244V243H237ZM241 245V243H239ZM245 245H247L246 243H243ZM151 245V244H149ZM157 245V247H158ZM191 245V247H192ZM251 245V244H250ZM249 245V246H250ZM155 246V245H154ZM175 246V245H173ZM195 248L199 245H194ZM201 246V244H200ZM234 246V245H233ZM258 246V245H257ZM165 247V246H164ZM205 247V249H204ZM238 247V246H237ZM242 247V246H241ZM100 248V249H99ZM102 248V249H101ZM115 249L111 252L107 251L108 249ZM160 248V247H159ZM175 248V247H174ZM244 248V247H243ZM249 248V247H247ZM117 249V250H116ZM128 249V248H127ZM144 249V250H143ZM148 250H151L153 249L151 246H146V248H136L135 247V250L131 249L129 252L126 250V252H128L129 254L127 255V258L123 261V264L126 263L125 261L129 262L127 264H145V258L148 257L147 256H142V252L143 251H147ZM164 249V248H163ZM246 249V248H245ZM160 250V249H159ZM173 250V249H171ZM241 250V249H240ZM248 250V249H247ZM158 251V250H157ZM176 251V250H175ZM186 251V250H184ZM189 251V250H187ZM195 251V250H194ZM198 251V249L196 250ZM195 251V252H196ZM244 251V250H243ZM149 252V251H147ZM147 252L145 254H147ZM162 252V251H160ZM173 253L171 254H174V251H172ZM177 252V251H176ZM180 253V251H178ZM246 252V251H245ZM150 253V252H149ZM155 253V252H154ZM186 253V252H185ZM194 253V252H193ZM237 253H238V250H237ZM241 253V252H240ZM249 253H252L253 252H249ZM256 253V256L254 257L253 259V264H259L262 262V264H264V250H260V251H257L255 252ZM50 254V253H49ZM54 254V253H53ZM52 254V255H53ZM57 254V253H56ZM55 254V255H56ZM160 254V253H159ZM182 254H184L182 252ZM55 255H53L55 257ZM61 255V254H60ZM167 255V254H165ZM176 255V254H175ZM187 255V254H186ZM192 255L194 254H191L189 255L190 258H192ZM237 255V254H236ZM245 255V254H244ZM247 255V254H246ZM125 257V256H124ZM154 257H155V254H154ZM21 258V260H20ZM52 258V257H51ZM58 258V257H57ZM60 258V257H59ZM62 258V257H61ZM156 258V257H155ZM163 259L165 257H162ZM173 258V257H171ZM186 258V257H185ZM54 259V258H53ZM176 259V258H175ZM182 259V258H181ZM248 259V258H247ZM16 260V261H15ZM52 260V259H51ZM56 260V258H55ZM60 260V259H58ZM75 260V259H74ZM80 260V259H79ZM97 260V261H95ZM185 260V259H184ZM188 260V259H187ZM190 260V259H189ZM236 260V259H235ZM57 261V260H56ZM73 261V260H72ZM169 261V260H168ZM167 261V262H168ZM176 261H178V259H176ZM186 261V260H185ZM237 261V260H236ZM53 262V261H52ZM64 262V261H63ZM61 262V263H63ZM154 262V261H153ZM172 262V261H171ZM174 262V261H173ZM248 262V261H247ZM54 263V262H53ZM72 263V262H71ZM74 263V262H73ZM187 263V262H186ZM236 263V262H235ZM46 264V262L44 263ZM60 264V263H58ZM149 264H152V263H149ZM167 264V263H166ZM177 264H179L177 262ZM182 264V263H180ZM234 264V263H233ZM237 264V263H236Z\"/></svg>","mask_w":264,"mask_h":264}]
</instances>
